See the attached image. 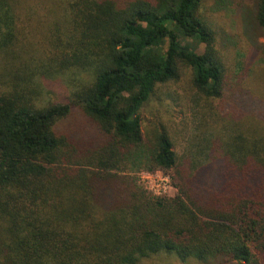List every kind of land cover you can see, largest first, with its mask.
I'll return each instance as SVG.
<instances>
[{
  "label": "trees",
  "instance_id": "16d2710c",
  "mask_svg": "<svg viewBox=\"0 0 264 264\" xmlns=\"http://www.w3.org/2000/svg\"><path fill=\"white\" fill-rule=\"evenodd\" d=\"M23 2L0 0V264H264V130L219 141L202 164L142 125L183 69L208 99L236 92L203 0L50 1L33 52L16 48ZM254 22L264 36V0ZM41 80L63 82L67 102ZM74 108L87 129L66 123ZM157 171L176 195L139 185Z\"/></svg>",
  "mask_w": 264,
  "mask_h": 264
},
{
  "label": "rangeland",
  "instance_id": "374dc122",
  "mask_svg": "<svg viewBox=\"0 0 264 264\" xmlns=\"http://www.w3.org/2000/svg\"><path fill=\"white\" fill-rule=\"evenodd\" d=\"M50 1L54 0H26L22 3L18 50H35L36 42L41 38V22L50 17ZM254 1L203 0L202 3V15L217 33L219 49L231 70L229 79L237 87L235 94L228 91L222 99H208L194 88L191 70L183 69L178 81L157 87L141 111L144 130L157 124L164 127L183 162L209 164L207 148L218 145L219 141L227 145L233 135L251 139L255 132L264 130V36L254 22ZM234 72L243 75L240 86L234 79ZM40 83L51 102H67L71 90L63 82L41 80ZM86 121L82 111L74 108L66 123L74 128L79 125L87 129ZM136 177L139 185L152 196H174L177 193L169 175L160 171L141 172ZM140 264L184 263L161 255ZM187 264L200 263L191 261Z\"/></svg>",
  "mask_w": 264,
  "mask_h": 264
}]
</instances>
